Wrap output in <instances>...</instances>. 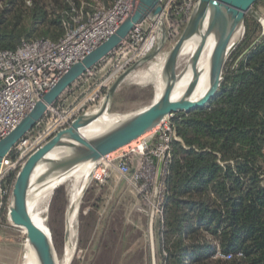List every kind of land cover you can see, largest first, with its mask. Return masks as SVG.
Listing matches in <instances>:
<instances>
[{
  "label": "trees",
  "instance_id": "1",
  "mask_svg": "<svg viewBox=\"0 0 264 264\" xmlns=\"http://www.w3.org/2000/svg\"><path fill=\"white\" fill-rule=\"evenodd\" d=\"M114 2L0 0V50L58 41L66 23ZM244 28L209 105L169 118L160 264H264V33L248 15Z\"/></svg>",
  "mask_w": 264,
  "mask_h": 264
},
{
  "label": "built area",
  "instance_id": "2",
  "mask_svg": "<svg viewBox=\"0 0 264 264\" xmlns=\"http://www.w3.org/2000/svg\"><path fill=\"white\" fill-rule=\"evenodd\" d=\"M159 2L162 5L161 16L168 40H175L189 19L197 0H159ZM133 10V0H115L110 7L97 4L91 12H85L81 17L74 18L72 23H66L65 36L58 41L47 39L23 41L15 50H0V140L19 124L61 75L113 34ZM159 37L155 22L145 19L135 24L117 47L62 92L34 127L14 145L6 157L2 158L0 226L3 223L1 221L3 210L6 209L8 213L14 179L25 159L57 131L69 126L78 115L90 113L92 110L84 111L83 105L93 102L92 106L95 108V100H103L104 97L103 94L100 96L98 94L101 87L110 86V83H113L112 77L121 67L105 79L104 85H97L85 95L83 101L71 108L63 107L65 100L62 97L65 92L83 77H91V71L112 53L123 61L122 66L139 62L154 49ZM102 69L101 67L98 71ZM73 93L71 91L69 94L73 95ZM169 118L164 119L153 129L150 137L142 136L106 155L98 162L91 175V180L102 184L109 178L111 170H114L140 196L143 207L139 210L146 213L149 218L158 166L163 159L154 204V223L159 222V224L162 222L164 206L163 176L166 162L170 158L169 143L175 138ZM217 256L223 257L219 252Z\"/></svg>",
  "mask_w": 264,
  "mask_h": 264
},
{
  "label": "water",
  "instance_id": "3",
  "mask_svg": "<svg viewBox=\"0 0 264 264\" xmlns=\"http://www.w3.org/2000/svg\"><path fill=\"white\" fill-rule=\"evenodd\" d=\"M257 1L259 0H197L179 37L166 55L162 65V74L165 80L164 89L156 101L151 102L148 106L132 114L124 116L123 119L109 126L104 132L93 137H85L79 132L78 125L80 122L90 116V113L80 114L72 120L69 126L57 131L44 144L29 154L14 179L10 193L7 219L12 225L25 229V240L33 247L40 264H57V261L51 238L42 229L37 227L27 210L29 183L37 165L39 163L48 164L47 170L41 180L55 173L64 175L84 162L93 163L94 167H96L98 162L106 155L151 132L164 119L171 117L173 114L189 112L208 106L211 99L217 94L220 83L223 80L222 72L225 62L236 46V42L232 41L233 34L239 25L244 27L245 16H251L259 22L262 27V34L264 33V19L253 8V4ZM161 12L162 5L159 0H139L134 12L119 25L115 32L61 75L55 84L43 95L41 100H38L34 104L30 112L19 124L6 137L0 140V162L2 158L8 155L14 145L41 119L47 105L51 106L67 87L117 47L135 24L145 19L154 22L158 18L157 30L160 37L154 49L141 62L154 57L157 53L162 55L168 37ZM202 30H204L203 33ZM211 31L217 33L218 41L211 58V84L208 91L198 101H191L189 99L197 76V72L194 70L193 79L186 88L183 97L173 100L172 93L179 73L177 71V61L185 40L191 34L202 33L201 44L199 50H197L198 53L205 37ZM195 58L192 60L193 64ZM128 71L129 69L120 74L111 87L108 88L102 100V104L104 103L103 105L106 106V111L115 88ZM57 148H67L68 152L56 160L49 158L48 154ZM162 162L163 159L159 162L153 206L148 218V237L152 264H155L154 204L161 178ZM91 175L89 181L91 180Z\"/></svg>",
  "mask_w": 264,
  "mask_h": 264
},
{
  "label": "rangeland",
  "instance_id": "4",
  "mask_svg": "<svg viewBox=\"0 0 264 264\" xmlns=\"http://www.w3.org/2000/svg\"><path fill=\"white\" fill-rule=\"evenodd\" d=\"M253 8L264 19V2H260ZM244 32L245 28L243 27V33L236 41V46L227 58L225 65L233 53L239 49L244 38ZM176 40L166 42L162 55L158 53L155 57L144 62L140 60L133 65L122 66L123 61L115 54H110L99 66H96V69L91 71V77H83L65 92L62 97L65 100L63 107L71 108L76 103L83 101L85 95L97 85H104L105 79L120 67V71L112 77L113 81L116 76L128 69L129 71L115 88L107 112L127 116L148 106L152 102L161 75L157 68ZM105 63H107L106 66H104ZM183 65L184 60H179L177 71H180ZM101 67L103 69L98 71ZM108 88L109 86H102L100 93H98L99 96L101 94L105 96ZM71 91L74 92L73 95L69 94ZM95 101L97 107L102 99ZM92 105H94L93 102L85 103L83 110L89 109L91 111ZM151 132L143 135V137L149 136ZM111 174L113 177L108 179L107 183L99 184L90 180L79 201L73 238L75 254L70 264H152L148 237V215L139 210L143 207L142 200L114 170H111ZM53 175H49L46 179L49 180ZM43 176L38 178L34 185L37 186L44 180L46 181V179L41 180ZM72 181L73 178L69 177L67 181L54 189L47 199L39 198L37 195L35 198L34 194L31 196L38 200L37 212L51 230L58 264H62L66 230L65 214ZM100 185H104V187H100ZM100 212L103 217L99 216L98 213ZM158 231V227L156 226L155 229L154 225L155 264H160L159 257L157 258L158 248L160 249V233ZM25 239L26 234L22 229L12 225L6 216L5 221L0 226V264H21Z\"/></svg>",
  "mask_w": 264,
  "mask_h": 264
},
{
  "label": "bare ground",
  "instance_id": "5",
  "mask_svg": "<svg viewBox=\"0 0 264 264\" xmlns=\"http://www.w3.org/2000/svg\"><path fill=\"white\" fill-rule=\"evenodd\" d=\"M138 1L139 0H133L134 10L136 8V5L138 4ZM157 21L158 18H156L154 22L157 24ZM203 31L204 30H202V33ZM202 33L191 34L185 40L182 46L177 64L179 60L183 59L184 65L178 73L177 82L175 84L172 93L173 100H178L183 97L186 88L189 86L191 80L193 79L194 70L197 72V76L195 83L192 87L191 93L189 95V99L191 101L200 100L206 94V92L210 87L211 58L218 41V35L216 32L211 31L209 35L205 37V40L203 41V45L200 47V51L197 53V50H199V46L201 44ZM242 33H243V26L239 25L233 34L232 41L236 42L241 37ZM156 55H154V57ZM194 57L196 58L193 64L192 60ZM164 60L160 63L158 68L156 67L159 74L161 73V75L159 77L157 86L155 88V94L153 96L152 102L156 101L161 96L164 89L165 80L162 74V65L164 63ZM119 76H117L116 79ZM111 85L109 86V88L111 87ZM103 104L101 102L99 106L93 108L92 111L90 112V116L87 119L81 121L80 124L78 125L79 132L83 136L93 137L95 135H98L104 132V130H106L112 124H115L121 119H123L124 116L108 113L106 111V106ZM48 107L50 106L47 105L46 110L48 109ZM67 152H68L67 148H57L51 151L48 154V157L56 160L60 158L62 155L66 154ZM94 166L95 165L90 162L81 163L80 165L74 167L68 173L64 175L55 173L52 176V178H50L49 180L46 179V181L44 180L43 183L36 186L34 185V182H36L38 178L43 176L47 170L46 163H39L37 167L34 169L30 179L29 188H28V197H27L28 214L33 220V222L37 225V227L42 229L51 238L53 244L51 230L45 223L44 219L41 218L39 216V213L37 212L36 206L38 200L32 198L31 196H33L32 194H34V196L37 195L39 196V198L41 197L43 199H47L49 198V196L51 195L54 189H56L59 185L67 181L69 177L73 178L71 189L69 192V197H68L69 198L68 207L65 214L66 230L64 234L65 246L63 250L62 264H70L72 258H74L73 256L75 254V243L73 238L75 236V224L78 214V204L83 195V190L90 179V175L95 168ZM19 228H21L22 231L25 233V229L23 227H19ZM21 264H40V261L33 247L27 241H25Z\"/></svg>",
  "mask_w": 264,
  "mask_h": 264
},
{
  "label": "crops",
  "instance_id": "6",
  "mask_svg": "<svg viewBox=\"0 0 264 264\" xmlns=\"http://www.w3.org/2000/svg\"><path fill=\"white\" fill-rule=\"evenodd\" d=\"M149 137H150V136H149ZM111 177H113V175H112V174L109 176V178H108V179H111ZM108 179H107V180H108ZM107 180H106V181H107ZM106 181H105V182H106ZM105 182H104V183H105ZM106 183H107V182H106ZM100 187H104V185H100ZM98 214H99V216H100V217H103L101 212H100V213H98ZM156 225H157V227H158V226H160L159 222H156Z\"/></svg>",
  "mask_w": 264,
  "mask_h": 264
}]
</instances>
